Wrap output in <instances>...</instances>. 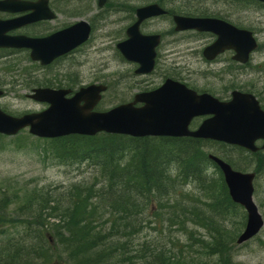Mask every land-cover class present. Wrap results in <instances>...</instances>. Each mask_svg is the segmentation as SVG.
<instances>
[{
    "label": "rangeland",
    "instance_id": "rangeland-1",
    "mask_svg": "<svg viewBox=\"0 0 264 264\" xmlns=\"http://www.w3.org/2000/svg\"><path fill=\"white\" fill-rule=\"evenodd\" d=\"M114 1V0H113ZM117 3H111L115 7H122L127 10L148 4V0H116ZM164 6L170 10L191 9L198 13L208 15H227L229 20L236 21L240 27L250 29L254 32L259 49L253 55L254 63L261 65L264 62V7L254 4H241L233 0H162ZM64 5V4H63ZM62 5V6H63ZM90 5V6H89ZM95 7L94 1L87 0H71L68 4L69 11L78 12L79 10L90 11ZM200 8V9H199ZM64 11V9H63ZM74 14V13H73ZM124 15V14H123ZM120 15V16H123ZM61 23L67 21L61 15ZM126 16V15H124ZM121 18V17H120ZM117 14L111 13L102 19V26H99L94 37L104 39L98 40L95 49L89 50L87 59L77 55L74 60L63 61L52 69H42L38 65L32 64L26 58V54H15L12 58L0 59V88L5 91V95L0 98V107L9 114L21 115L31 111H41L46 108L44 104L34 103L27 96L31 94L29 86L34 80L35 87L41 85L46 86H63L73 84L69 81L79 83L91 82L93 77L90 71L98 72L99 80L108 86V92L104 95L100 108L110 109L116 105L127 103L133 96L130 84L135 80L131 77L130 67H123L121 61L116 58L112 47L114 41L112 36L117 32L121 33L124 21H119ZM71 21V20H69ZM166 21H158L147 25L144 29L154 33H161L165 36V40L175 38L169 34V26L164 24ZM53 24V23H52ZM163 41L160 53L165 59H162L160 65L170 68L177 62L178 66L184 68L186 72H190L193 76L198 69L199 64L191 56H175L178 61L167 60L169 53L172 51L186 52L185 48L191 46L192 41ZM190 49V48H189ZM160 72V70H159ZM72 75V78H71ZM248 72L246 75L238 76L237 73L227 76V81H232L235 86L241 83L254 82L255 76ZM261 79L264 77V71L259 75ZM246 78V79H245ZM252 78V79H250ZM136 79V78H135ZM201 80L200 78H197ZM211 91L216 95H224L225 86H229V82L224 80L208 81ZM231 88H236L231 85ZM46 145L44 141H39L32 137L28 131L16 137H2L0 139V246L3 247L9 243V240L15 236L24 235L21 230L23 218H20L18 212L19 207L30 202L35 192L44 189L53 190L55 188L73 187L80 183H94L97 177V170L88 168V164H80L73 160H61L56 158L51 152L45 153ZM207 153H214L220 157H225L236 165V168L256 172L258 177L254 187V201L259 208V212L264 218V161L259 156L246 154L240 150L207 143L203 147ZM263 170V171H262ZM210 183L212 187L217 186L220 179L218 170L211 166ZM216 184V185H215ZM178 193L171 194L170 202L164 200L163 203L154 201L147 207V211L142 214V220L147 223L148 220H155V226L150 224L154 229L148 228L139 235L134 236L131 241V251H142L143 245L159 247L165 250H172L175 254L179 251L188 261L195 264H216L218 260L224 264L225 257L220 255L208 254V243H211L215 235L214 229L218 232L223 231L226 240L231 237H238L243 232V225L246 221V213L240 207H235L222 211L226 205L218 208H212L211 205L220 203L214 197H208L199 184L192 182L190 185H179ZM60 192V191H59ZM183 195V196H182ZM175 206V207H173ZM220 213L217 214L216 211ZM35 211L32 205L31 209ZM179 215L180 219L177 218ZM105 218H108L106 215ZM171 218L182 220L179 224H172ZM116 219V216H115ZM213 221V224H211ZM113 222V220H112ZM214 228V229H213ZM110 228L105 227V231L109 232ZM192 238V239H191ZM203 242V243H202ZM205 242V243H204ZM228 253L235 263L240 264H264V228L261 233L254 239L246 242L244 245L230 244ZM65 258V256H64ZM67 262L64 260V263Z\"/></svg>",
    "mask_w": 264,
    "mask_h": 264
},
{
    "label": "trees",
    "instance_id": "trees-1",
    "mask_svg": "<svg viewBox=\"0 0 264 264\" xmlns=\"http://www.w3.org/2000/svg\"><path fill=\"white\" fill-rule=\"evenodd\" d=\"M159 2L164 5L162 0ZM179 11L198 13L189 8ZM41 141L46 142L45 153L88 164L89 169H98V174L91 184L80 183L69 189H38L30 202L19 207L24 235L0 246V264H62L64 260L67 264H195L186 260L181 251L175 254L172 250L149 247L147 243L142 251L129 249L134 236L148 228L155 230L150 226H155V220L146 223L141 219L147 207L154 201L170 202L171 194L178 193L180 184L186 186L192 182L199 184L208 197L220 202L211 205L212 208L227 201L231 208L236 207L230 201L221 174L216 187L210 183L213 164L208 159L210 152L203 149L209 142L142 140L109 134ZM226 161L236 167L232 160L226 158ZM32 205L35 211L30 210ZM174 216L180 219L179 215ZM178 219L171 218L170 222H183ZM105 227L110 228L109 232ZM214 230L208 254L225 257L224 264H240L226 256L227 245L230 240V244L236 242V235L226 240L223 231ZM216 264L222 263L218 260Z\"/></svg>",
    "mask_w": 264,
    "mask_h": 264
},
{
    "label": "water",
    "instance_id": "water-1",
    "mask_svg": "<svg viewBox=\"0 0 264 264\" xmlns=\"http://www.w3.org/2000/svg\"><path fill=\"white\" fill-rule=\"evenodd\" d=\"M48 1L38 0L30 7V4L18 0H3L0 1V11L34 8L35 21L52 19ZM105 2L99 0V6H104ZM163 13L156 4L139 8L137 22L127 31L128 40L118 46L127 60L140 63L139 74H147L153 69L155 48L160 38L158 35H142L140 24ZM20 20L0 21V48L29 49L31 59L42 65H48L66 54L86 41L90 34L89 25L82 21L44 39L5 36L6 32L21 26ZM174 20L178 31L206 30L218 35L217 41L204 52L208 59L231 49L236 52V60L246 62L250 53L257 48L250 31L238 30L223 21L184 17H175ZM106 90L104 85H91L67 98L70 90L36 89L30 98L46 103L48 107L21 117L8 115L0 108V134L14 136L29 128V133L39 138L94 136L101 132L135 138L192 137L242 147L250 152H257L258 140L264 142V112L250 95L234 92L231 101L221 102L207 94L199 96L184 85L167 80L155 91L136 95L132 103L106 112H93ZM138 103L142 106L135 107ZM201 116L211 117L203 121L197 130L190 131L191 121ZM209 158L223 173L231 199L247 212L245 229L237 239L238 244H243L256 236L264 226V220L253 200L255 174L236 172L218 157L210 155Z\"/></svg>",
    "mask_w": 264,
    "mask_h": 264
},
{
    "label": "flooded vegetation",
    "instance_id": "flooded-vegetation-1",
    "mask_svg": "<svg viewBox=\"0 0 264 264\" xmlns=\"http://www.w3.org/2000/svg\"><path fill=\"white\" fill-rule=\"evenodd\" d=\"M3 1V0H0ZM22 3L30 4V7L35 5V2L38 0H18ZM71 0H49L48 1V10L49 13L54 16L53 19H40L35 22V10L34 8L31 9H23L18 11H0V21L6 22V21H12V20H20L21 26L15 29H12L5 33V36L8 37H25L30 39H40V38H46L49 36H52L53 34L64 30L66 28H69L73 24L77 23L78 21H86L89 23L91 27V34L90 38L83 42L81 45L77 46L73 50H71L68 54L63 55L59 58H57L50 66L42 68V69H52L55 68V66L59 65L63 61H71L74 60V58L79 56H83L85 60L87 59L89 55V50L95 49L97 45V41L101 39L95 38L94 35L98 29L99 26H102V19L106 16H110L111 13L117 14L119 17V21H124V24L121 28V33L117 32L116 35L112 36L111 41H114V48L112 47V50L116 56L121 61V65L123 67H130L131 72L130 75L135 80L134 83H131L130 86L132 90L134 89L133 97H131L128 102H132L134 100V96L138 93H147L152 92L158 88H160L162 85H164L167 80H172L175 83L184 85L190 90L195 91L197 94H210L212 96L217 97L220 101H229L231 98V92L233 90H238L242 93L246 94H252L259 102L261 109L264 111V78L261 79L259 76L261 72L264 71V62L259 65L254 63L253 55H251L250 59L246 63H239L235 60L236 53L232 50H224L217 56H215L212 59H208L204 56V50L212 45L215 41H217V35L211 31H198V30H189V31H176V25L174 23L175 16L179 15L180 17L185 18H217L221 19L231 25H234L235 27L239 29H246L243 27H240L236 24V21H231L228 18L227 15H220V16H212V15H204L203 13L198 14H188L185 12H180L179 10H170L167 8H164L166 11V14H163L159 17L149 19L147 21H144L141 23L140 31L144 35H159L160 36V44L156 47V58H155V64L152 72L148 74H137L139 69L141 68L140 63L135 61H128L122 51L118 48V46L125 42L127 40V31L128 29L135 24L137 20V8H132L130 10H127L122 7H115L114 5L110 3H117L116 0H107V4L103 8H99L98 5L96 6V3L98 4L97 0H87L88 1H94L95 7H93L90 11L87 10H79L78 12H71L68 9V4ZM82 1V0H81ZM85 1V0H84ZM64 4V5H63ZM63 5V6H62ZM90 6V5H89ZM64 9V11H63ZM200 9V8H199ZM64 16L67 21L64 23H61V15ZM126 16H124V15ZM123 15V16H120ZM121 17V18H120ZM71 20V21H69ZM158 21H166L164 24L169 26V31H167L169 34L174 35L175 38L169 39L167 41H192L191 46H188L185 48L186 52H183L181 54L180 52L172 51L171 53L167 54L168 59L178 61V59H183V56L189 55L191 56L194 61H197L199 64L198 68H204L198 69L195 74L200 73L199 76H193L192 73L185 72L181 67H179L177 62L174 66L165 67L160 65V62L162 59L166 60V57H163V55L160 53V49H162L163 41L165 40V36L161 33H154L151 31H147L144 28L147 25L156 23ZM53 23V24H52ZM101 41H104V39H101ZM190 48V49H189ZM26 54V58L31 60L30 58V50L27 49H21V50H15V49H7V50H0V59L1 58H12V55L15 54ZM180 56L178 59H176L175 56ZM187 56H185L187 58ZM32 64L40 66L39 63L33 62ZM41 68V67H40ZM160 70V72H159ZM237 73L238 76L246 75L248 72L256 74L258 73L256 77V80L254 82H245L244 84H240L239 86H235L232 81H227L226 77L231 76L232 74ZM90 75L93 77V81L91 82H81L76 83L69 81V84L67 85L63 84V86L59 87L57 86V89L59 88H66L71 90V94L68 97H72L80 88L92 85V84H102V81L99 80L98 72L91 70ZM264 77V76H263ZM72 78V75H71ZM136 78V79H135ZM197 78H200L201 80H198ZM232 78V76H231ZM218 81V80H224L226 83L229 82V86H225L224 95H216L211 91V88L209 86L208 81L210 80ZM246 79V78H245ZM252 79V78H250ZM36 81L34 80L29 86L31 87V91L34 90L36 87L39 88L41 85H37L35 87ZM231 85L233 87H236L237 89H232ZM154 89V90H153ZM127 102V103H128ZM141 105H138L139 107ZM95 111H100L98 109V106L94 109ZM206 119V117L202 118H196L194 119L190 124V129L195 130L198 128L202 122Z\"/></svg>",
    "mask_w": 264,
    "mask_h": 264
},
{
    "label": "bare ground",
    "instance_id": "bare-ground-1",
    "mask_svg": "<svg viewBox=\"0 0 264 264\" xmlns=\"http://www.w3.org/2000/svg\"><path fill=\"white\" fill-rule=\"evenodd\" d=\"M162 3V2H161ZM154 90V89H153ZM138 94H140V93H138ZM133 97V96H132Z\"/></svg>",
    "mask_w": 264,
    "mask_h": 264
}]
</instances>
